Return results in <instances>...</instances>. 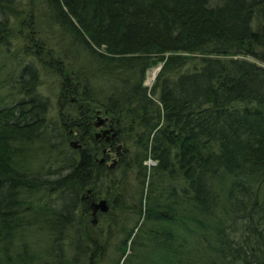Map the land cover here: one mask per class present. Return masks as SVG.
<instances>
[{
    "label": "trees",
    "instance_id": "16d2710c",
    "mask_svg": "<svg viewBox=\"0 0 264 264\" xmlns=\"http://www.w3.org/2000/svg\"><path fill=\"white\" fill-rule=\"evenodd\" d=\"M111 262L264 264V0H0V264Z\"/></svg>",
    "mask_w": 264,
    "mask_h": 264
},
{
    "label": "rangeland",
    "instance_id": "374dc122",
    "mask_svg": "<svg viewBox=\"0 0 264 264\" xmlns=\"http://www.w3.org/2000/svg\"><path fill=\"white\" fill-rule=\"evenodd\" d=\"M17 33H18V30H17V27H16V30L13 32L12 37H11L12 38V41H11V50H14V49H18L19 51L21 50L24 53H19V54L26 55V58L28 59V57L30 56V54H29V52L25 51V49H24V41L22 42L21 40H19ZM58 58H60V55H58ZM249 59L255 60V58H252V57H249ZM162 64H163V61L160 60V59H158L157 62L152 63L145 70V76H144L143 83L148 88L151 87V85L154 83V81L156 79V76H157V73L159 72ZM37 66L40 69V65H37ZM7 67H9L10 69H12L13 68V63L10 62V61H7ZM49 68H51V67H49ZM56 69H58V66H54V65H53V69L52 70L43 71L42 69H40L41 84H40V87L38 89V91L40 93L42 92L49 99V102H50L51 107H50V112L48 113V116L51 117V118H53V119L58 118V113H59V110H60V107H59V98H60L59 97V94H61V89H62V87H61V82H62L61 81V76L56 71ZM153 69H157V72H156L155 76L153 77L152 81L148 82L147 80H148L149 74H150V72ZM105 115L108 117L106 119H108V121H110L109 123H111V125L115 128V126L113 125V120L109 118V115L106 114V112H104L103 110L97 109L92 114V122H93V131L94 132L101 131V128H99V127H102V126L95 127L94 124L96 123V121L99 120L100 117H104ZM66 131L67 130L64 131L65 134L67 132L68 133H71L72 132V128H70L67 132ZM97 138H99V140L100 139H105V135L100 134ZM71 140H77V142L80 143L78 141V139H76V137H73ZM118 143H121V142H118ZM118 143H113V144L112 143H110V144L109 143H106V144H102L101 142H99L98 144L100 146V150L103 151V148H107L108 150L105 153H103V152L102 153H99L97 155V157L101 158L100 156L103 157V155H105L106 156V159L105 160L107 161V165L109 166V164L112 162V159L117 157L116 156V145ZM80 146H81V143H80ZM147 163L154 164L155 161L149 159V160H147ZM113 251L114 250L111 249L109 251V253H108L109 260L110 261H111L112 255H113ZM117 259H118V257H117ZM122 262H123V258L122 259L120 258V263H122ZM111 264H112V262H111Z\"/></svg>",
    "mask_w": 264,
    "mask_h": 264
},
{
    "label": "water",
    "instance_id": "95a60500",
    "mask_svg": "<svg viewBox=\"0 0 264 264\" xmlns=\"http://www.w3.org/2000/svg\"><path fill=\"white\" fill-rule=\"evenodd\" d=\"M106 120V117H100V119L95 123V126H99L100 124L102 125L104 123V121ZM116 133V129L111 125L105 128L101 129L100 131H96L95 132V136L98 137L100 134L105 135V140H109L110 138H112ZM70 144L73 147H79L80 143L77 142V140H71ZM123 147L122 143H118L116 145V158H114L112 160V162L109 164L110 167L114 166L117 161H118V157L121 156L123 154V152L121 151V148ZM103 151H106V148H103ZM103 159L101 158L100 161H102ZM90 209L93 215V219L92 222L96 223V212L97 211H101V212H106L108 210V204L107 201L105 199H99L97 202L93 201L90 203Z\"/></svg>",
    "mask_w": 264,
    "mask_h": 264
},
{
    "label": "flooded vegetation",
    "instance_id": "af4514ba",
    "mask_svg": "<svg viewBox=\"0 0 264 264\" xmlns=\"http://www.w3.org/2000/svg\"><path fill=\"white\" fill-rule=\"evenodd\" d=\"M105 117L108 118L106 115H105ZM99 119H100V118H99ZM96 122H97V121H96ZM109 122H110V121H108V119H106L102 125H101V124L99 125V126H102V127H99V126H95V127H99V128L102 129V128H105V127L111 126V123H109ZM94 125H95V124H94ZM110 139H111V138H110ZM110 139H109V140H110ZM104 140H105V139H104ZM109 140H106V141H109ZM107 150H108V149H107ZM107 150H106V151H107ZM106 151H102V152L105 153ZM101 158L103 159V160H102L103 162L106 161L103 157H101ZM101 158H100V159H101ZM100 159H99V162H102V161H100ZM113 159H114V158H113ZM113 159H112V160H113ZM105 163L107 164V162H105ZM116 164H117V163H116ZM116 164H115V165H116ZM115 165H114V166H115ZM109 167H110V166H109ZM112 167H113V166H112Z\"/></svg>",
    "mask_w": 264,
    "mask_h": 264
},
{
    "label": "bare ground",
    "instance_id": "6f19581e",
    "mask_svg": "<svg viewBox=\"0 0 264 264\" xmlns=\"http://www.w3.org/2000/svg\"><path fill=\"white\" fill-rule=\"evenodd\" d=\"M156 72H157V69H153L151 72H150V74H149V77H148V82H150V81H152V79H153V77L155 76V74H156ZM97 129V128H96ZM101 132V131H100ZM105 142L107 143V142H110V141H106L105 140ZM105 147V146H104ZM106 150H107V148H106ZM102 151V150H101ZM121 151L123 152V149L121 148ZM107 154V153H106ZM124 154V153H123ZM122 154V155H123ZM100 157H102V156H100ZM106 156L105 155H103V158H105ZM120 157V156H119ZM103 162V161H102Z\"/></svg>",
    "mask_w": 264,
    "mask_h": 264
}]
</instances>
